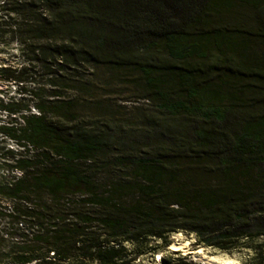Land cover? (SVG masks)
Returning <instances> with one entry per match:
<instances>
[{"label":"trees","instance_id":"obj_1","mask_svg":"<svg viewBox=\"0 0 264 264\" xmlns=\"http://www.w3.org/2000/svg\"><path fill=\"white\" fill-rule=\"evenodd\" d=\"M8 33L25 36V62L1 68V81L39 115L0 101L24 120L0 132L40 152H9L22 175L0 182V264H132L150 238L168 252L177 232L223 251L264 238V0H0V45ZM87 67L132 84L154 110L118 117ZM213 70L224 76L207 89L197 76ZM150 115L183 132L169 144L122 132ZM99 166L133 169V180L92 182Z\"/></svg>","mask_w":264,"mask_h":264},{"label":"rangeland","instance_id":"obj_2","mask_svg":"<svg viewBox=\"0 0 264 264\" xmlns=\"http://www.w3.org/2000/svg\"><path fill=\"white\" fill-rule=\"evenodd\" d=\"M24 38L23 34H11L8 33L1 37L0 45V69L5 67H20L25 62V52L24 47L20 45L16 38ZM258 46L254 47V51L259 50ZM242 50L246 52L249 50L247 45H245ZM243 52V54H244ZM246 54V53H245ZM244 54V55H245ZM244 59V56L241 57ZM246 58V57H245ZM180 65V63H178ZM39 71L36 74L37 87L43 89L44 93L51 90L49 85H45L48 77L41 71V68H37ZM84 73L95 80L99 86V95L102 97L105 92L110 94L103 96L104 100L113 104V107L120 111L121 113L118 117L129 118L134 115V108H141L143 111H152L155 108V102L148 98H139L136 95L137 88L132 84L122 83L119 80L113 79L112 74H109L103 68L95 69L92 67L85 68ZM222 75L218 71H205L198 73V78L202 79V84L207 86V89L214 88V86H220L218 78H222ZM27 86L30 90L31 84ZM233 82H229L228 85L224 86V92L228 95L231 104H234L233 97L236 94L233 88ZM104 89V90H102ZM174 91L176 93L180 92V87L178 85L174 86ZM76 94L73 90H67L64 93L65 98H72ZM11 100L21 101L27 103L30 107L29 111L24 112V115L30 116L31 114L39 115V110L35 106L36 101L30 97L29 93H23L17 84L10 83L5 84L0 78V101L9 102ZM88 112V113H87ZM86 115L95 116L96 114L87 110ZM137 113V112H136ZM50 121L53 124L57 123V117L52 115ZM0 124L5 126H18L24 125V120L21 116L11 117L5 112L0 111ZM126 134H132L136 137L146 136L149 141L153 139L164 141L169 144L171 136H178L183 132V127L179 126L174 120H166L164 122H157L153 115L148 117V122L143 126H129L124 128L122 131ZM9 152H14L25 157L34 158L40 152V150L32 145H27V147H22L19 143L12 140L9 136H5L0 132V182H13L14 177L21 176L20 174H15L14 158ZM56 159L55 154L52 155V160ZM56 171V169H52ZM133 169H121L118 167H113L111 171L105 170L102 167L91 168L88 171V175L92 179V182H131L133 180ZM2 201L0 200V205ZM6 204V203H4ZM3 206V205H2ZM169 240L173 243L183 244L184 248L182 250L173 251L169 248V251H165L163 243L155 238H150L147 243H145L143 250L145 248H154L151 250L142 251V253H133L131 257L133 258L132 264H256L258 263L257 254L261 251V244L264 242V238H256L252 240H246L238 248L231 251H223L213 247H206L202 244H198L196 236L191 234L188 235L184 232H177L169 236ZM125 249L129 252L134 250V246L131 243H124ZM152 246V247H151ZM264 248V247H263ZM200 250V252L198 251ZM171 252V253H170ZM175 253V254H172Z\"/></svg>","mask_w":264,"mask_h":264},{"label":"bare ground","instance_id":"obj_3","mask_svg":"<svg viewBox=\"0 0 264 264\" xmlns=\"http://www.w3.org/2000/svg\"><path fill=\"white\" fill-rule=\"evenodd\" d=\"M171 246L169 247V249L173 250V251H178V250H182V248H184L183 244H179V243H173L170 244ZM200 252V250H198Z\"/></svg>","mask_w":264,"mask_h":264},{"label":"built area","instance_id":"obj_4","mask_svg":"<svg viewBox=\"0 0 264 264\" xmlns=\"http://www.w3.org/2000/svg\"><path fill=\"white\" fill-rule=\"evenodd\" d=\"M15 174H17V175H19V174L22 175V173H21L20 171H17V170L15 171Z\"/></svg>","mask_w":264,"mask_h":264}]
</instances>
